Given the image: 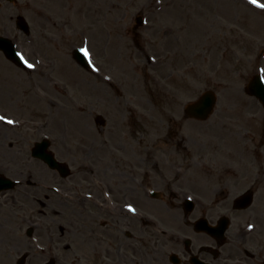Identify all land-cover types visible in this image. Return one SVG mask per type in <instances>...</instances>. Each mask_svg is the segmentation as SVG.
<instances>
[{
    "label": "rangeland",
    "instance_id": "374dc122",
    "mask_svg": "<svg viewBox=\"0 0 264 264\" xmlns=\"http://www.w3.org/2000/svg\"><path fill=\"white\" fill-rule=\"evenodd\" d=\"M257 1L253 4L250 0H17L14 3L0 0V33L12 37L26 53L33 54L35 45L39 47L36 56L40 65L35 71L30 70L32 76L22 77V83L35 78L32 82L38 81L39 92L34 100L39 110V125L44 128L39 132L52 137L53 149L61 159L68 152L63 146L64 137L69 139L70 153L74 155L71 162L87 164L94 157L95 139L106 137L98 136V131L108 134L133 131L138 136L149 131L151 137H156L155 133L163 132L162 127L172 133L180 125L184 137L197 138L211 147L215 137L227 135V130L218 133V129L236 122L239 127L236 131L244 132L256 154L249 160L264 164V108L244 90L252 75L260 71L264 75V8L259 6L264 5V0ZM19 15L30 23V35L23 34L16 26ZM140 16L145 29L137 23ZM114 20L120 21L117 24L120 28L124 29L126 24L133 31L129 29L128 37L116 35L114 44L110 45L102 30L110 31ZM43 27L47 30L43 31ZM45 35L52 40L49 47L42 44ZM78 46L88 50L94 65L100 56L105 58L110 72L97 73L78 65L72 55ZM147 53L156 55L158 60H147ZM2 74L5 73L0 70V77ZM116 79L128 87V94L120 100L107 88ZM99 83L101 88L106 87L98 88ZM210 88L218 93L215 113L207 121L186 118L185 105ZM96 92L101 96L100 103ZM97 114L107 119L103 129L96 126ZM170 116L178 117L174 120L178 124L169 126ZM225 140L230 149L244 144L231 136ZM116 141L120 144L121 139ZM127 147H130L128 143ZM247 149L245 152L252 154ZM249 160L245 163H250ZM38 192L39 200L34 208L38 216L45 223L49 222L47 218L56 220L53 223H64L65 215L58 206L55 213L39 202L44 195L53 198V193L41 188ZM29 216L22 208L11 217L0 218V231L8 235L19 221L26 228L30 225ZM38 230V245L66 235L60 225L53 228L39 225ZM24 234L25 230L18 236L0 234V245L20 243L21 246L8 249L5 256L0 252V264H16L18 255L29 249L30 242ZM59 243L63 261L71 252H66L62 239ZM39 251L40 248L33 250L37 257L29 264H42L48 258L47 253Z\"/></svg>",
    "mask_w": 264,
    "mask_h": 264
},
{
    "label": "flooded vegetation",
    "instance_id": "af4514ba",
    "mask_svg": "<svg viewBox=\"0 0 264 264\" xmlns=\"http://www.w3.org/2000/svg\"><path fill=\"white\" fill-rule=\"evenodd\" d=\"M230 124L207 148L196 138L182 147L186 138L166 127L156 137L99 138L93 163L79 165L69 184L29 161L35 134L22 142L14 133L7 147L2 131L0 174L16 184L1 193L0 212L35 202L39 186L57 181L72 193L57 202L66 214L65 247L81 252L74 264H264V164L249 160L256 154ZM227 136L244 144L230 149Z\"/></svg>",
    "mask_w": 264,
    "mask_h": 264
},
{
    "label": "water",
    "instance_id": "95a60500",
    "mask_svg": "<svg viewBox=\"0 0 264 264\" xmlns=\"http://www.w3.org/2000/svg\"><path fill=\"white\" fill-rule=\"evenodd\" d=\"M23 21H21L19 24L22 25L23 27ZM259 77H254L253 80L251 81L249 87H248V91L252 94H257L256 89L254 88V85H257L260 87L258 93H260L261 95H263L264 93V86H262V84L259 82ZM215 95L213 92L208 91L206 93L203 94L202 98L193 104H190L187 108V112L192 115V116H196L198 118H206L208 117V115L212 112L214 103L216 101L215 99ZM101 118V117H100ZM99 118V119H100ZM48 160H50L52 163L56 162L54 160H52V156H49Z\"/></svg>",
    "mask_w": 264,
    "mask_h": 264
},
{
    "label": "snow or ice",
    "instance_id": "6c2138e0",
    "mask_svg": "<svg viewBox=\"0 0 264 264\" xmlns=\"http://www.w3.org/2000/svg\"><path fill=\"white\" fill-rule=\"evenodd\" d=\"M250 3L256 4L257 0H250ZM260 7L264 8V5H259ZM28 67H32V65H28ZM0 119H3V117H0ZM8 123H12V121H8Z\"/></svg>",
    "mask_w": 264,
    "mask_h": 264
}]
</instances>
